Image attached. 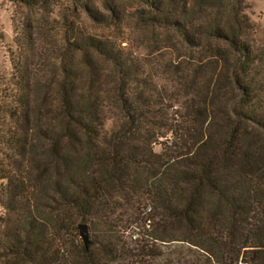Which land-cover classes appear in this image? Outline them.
Wrapping results in <instances>:
<instances>
[{
  "label": "trees",
  "instance_id": "16d2710c",
  "mask_svg": "<svg viewBox=\"0 0 264 264\" xmlns=\"http://www.w3.org/2000/svg\"><path fill=\"white\" fill-rule=\"evenodd\" d=\"M71 1L99 25L132 21L151 52L71 23L59 80L22 69L0 102V258L51 264L86 224L90 243L68 245V264H264V141L249 133L264 132L253 75L264 49L245 1L127 0L128 15L118 0ZM161 50L172 59L154 68ZM179 117L191 142L157 152Z\"/></svg>",
  "mask_w": 264,
  "mask_h": 264
},
{
  "label": "rangeland",
  "instance_id": "374dc122",
  "mask_svg": "<svg viewBox=\"0 0 264 264\" xmlns=\"http://www.w3.org/2000/svg\"><path fill=\"white\" fill-rule=\"evenodd\" d=\"M244 1L247 4L245 12L253 25L249 39L256 48L263 50L264 0ZM37 2L38 5L29 7L8 0H0V102L13 93L22 69L27 70L34 79L38 80L55 79L57 81L62 77V66L68 65V25L71 23L88 34L107 36L117 41L126 38V42L137 49L140 56L147 58V54L151 52L150 46L142 44L150 38L149 35L145 37L146 34L138 29L132 21H124L117 29L114 24H97L86 12L80 8L77 9L71 0H37ZM118 2L127 9V15L137 7L131 1L118 0ZM154 55L155 60L151 59L155 65L154 68L159 66L158 64L161 65V61L163 64V62L167 63V60L170 62L172 59L171 52L167 50H161ZM162 56L167 57L162 58ZM253 75L264 86V60L257 64ZM43 90L50 95L56 91L54 85L49 88L46 86ZM259 101L258 111L260 115L264 116V90L259 93ZM177 108H179L178 105L174 107L173 111H176ZM105 111L108 116L106 128L110 129L114 125L119 109L111 103L105 107ZM178 119L179 121L174 123V134L160 139V144L155 146L157 152L173 145L178 147L186 142H191L190 136L185 130L191 127V123H181V117ZM252 125L255 128L251 127L249 133L257 136L254 141H264V132L259 131L258 126ZM192 127L194 128V126ZM213 132L220 138L222 134L220 131L213 130ZM1 182L0 180V184ZM117 207L113 216V225L124 230L129 226L131 211L127 202L122 199L118 200ZM2 215H5V210L0 204V216ZM128 231L130 232V230ZM0 232L3 233V228L0 229ZM129 232L126 233V237ZM77 235H80L79 231H77ZM78 238L81 243L78 244L77 241L73 243V239L67 234L65 236L66 246L62 251L63 256L54 259L51 264H68V245L71 255L74 254V246H83V240L80 236ZM185 256L190 258L193 253H186ZM210 260H205L204 263L213 264L214 259ZM0 264H22V262L17 258L2 257Z\"/></svg>",
  "mask_w": 264,
  "mask_h": 264
},
{
  "label": "water",
  "instance_id": "95a60500",
  "mask_svg": "<svg viewBox=\"0 0 264 264\" xmlns=\"http://www.w3.org/2000/svg\"><path fill=\"white\" fill-rule=\"evenodd\" d=\"M78 230L81 239L83 240L86 247H88L90 243V230L89 227L86 224H80L78 225Z\"/></svg>",
  "mask_w": 264,
  "mask_h": 264
}]
</instances>
